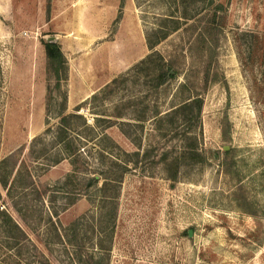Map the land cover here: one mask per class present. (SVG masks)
Returning <instances> with one entry per match:
<instances>
[{
	"label": "rangeland",
	"instance_id": "1",
	"mask_svg": "<svg viewBox=\"0 0 264 264\" xmlns=\"http://www.w3.org/2000/svg\"><path fill=\"white\" fill-rule=\"evenodd\" d=\"M176 23L196 28L166 35ZM148 36L178 71L158 89V58L140 65L152 54ZM48 37L58 38L68 65L60 90L47 70ZM193 95L201 113L186 110L171 123ZM65 98V114L82 105L88 124L104 120L95 131L106 138L102 166L97 141L82 154L90 175L113 179L114 163L129 168L113 222L97 189L76 192L63 211L72 166L50 164L56 149L46 130ZM44 146L46 157L34 161ZM191 150L206 160L194 162ZM5 159L0 264H264V0H0ZM173 159L176 183L165 171Z\"/></svg>",
	"mask_w": 264,
	"mask_h": 264
},
{
	"label": "trees",
	"instance_id": "2",
	"mask_svg": "<svg viewBox=\"0 0 264 264\" xmlns=\"http://www.w3.org/2000/svg\"><path fill=\"white\" fill-rule=\"evenodd\" d=\"M121 1V7H123L126 0H120ZM49 14V9H48ZM215 18V15L213 16ZM119 18L117 19L118 22ZM180 23H176V25L172 28V30L168 31L166 35H168L170 32H177L180 29H183V31H188L190 29H195L196 27L194 24L192 26H187L183 28ZM209 31H213L216 29L214 22L209 23ZM167 36H164L163 39H166ZM148 42V48L152 51V54H150L144 61L140 63L142 65L143 63L152 61L154 58H158L159 63L154 64V72L155 75V88H160L167 84L169 81H174L177 79L178 71L176 70L175 62L172 58H170L168 61L163 60L159 57V55L154 51L155 45L150 42L149 36L147 38ZM45 48V54H46V60H47V70L48 74H52L54 76V79L56 80L55 89L60 90L62 86V81H64L68 75V65L66 58L64 56V53L62 51V47L59 43H43ZM211 45V44H210ZM165 61V62H164ZM117 80H113L112 83H116ZM187 87V86H186ZM183 88V86H182ZM102 93L99 94V96L94 95L93 99L97 100L99 97H101ZM101 100V99H100ZM66 98L64 99V106H62V111L58 114L59 122L57 126L55 127L54 131L52 129H47L46 133H51V139H52V147L53 149H56L55 156L53 157V160L50 162L51 165L56 166L60 164L64 160H68L72 166V172L69 173L66 178L64 185L70 187V197L73 198L69 200V202H66L63 207V211L66 210L68 207L73 206L75 204L76 199L78 198L76 192H78L81 197V195H87L89 191L93 189H97V194L100 198V201L98 202V205L100 206L101 211L107 210L109 208V218H111V222L114 221V218L116 216V210H117V202L118 198L120 196V188L122 180L124 179L125 174L129 171V168L127 167V163L124 165H120L118 163H114L112 168L119 167V170L116 171L113 179L104 178L102 180V170L100 174H94L90 175L89 173V165L86 162L85 157L82 156L83 152H85V147L89 143V141H97V144H95L94 147H98L97 153L99 161L101 162L102 166V142L106 140L102 136V134L99 132V134H96V129L102 127V117L96 116L93 121L94 124L90 125L88 124L87 118L80 114V110L82 105L77 106L72 113L65 114V103ZM48 106V105H47ZM49 107V106H48ZM64 110V111H63ZM186 110H190L191 112L197 113V116L201 113L202 110V100L198 95H193L191 98L187 99L186 101L182 102L179 107H177L175 110L172 111V121L175 119L181 120V115ZM118 118V117H117ZM115 123V122H114ZM114 125V124H113ZM78 127H80V131L78 132ZM96 134V135H95ZM93 136V137H91ZM40 138H36L34 142L41 141ZM82 150V151H81ZM46 147L44 146V149L40 154H37L34 161H40L43 160V158L46 157ZM136 156H138L136 154ZM190 157L191 159L196 163H202L206 160L205 157L200 156V154L196 150L190 151ZM164 161L168 160L167 155L164 154ZM10 159H5L0 163V169L4 165H8L10 163ZM136 162V161H134ZM14 166V165H13ZM165 171L167 174V180L171 181L172 183H176L178 181V173H179V163L177 160L170 161V164L165 166ZM79 184H74V180ZM103 181V182H102ZM0 183L3 188H7L8 186V180L3 175H0ZM29 185H33V182L31 181L30 184L26 185L25 187L28 188ZM99 186V188H97ZM24 187V188H25ZM80 187L82 191L78 188ZM79 190V191H78ZM80 192H85V194H81ZM46 194V191L45 193ZM75 195V196H74ZM104 212H102L103 214ZM104 215V214H103ZM8 217V215L4 212H0V218ZM8 222L11 223V220L9 218H6ZM78 222L71 225L70 230L75 229L78 226ZM15 229H19L18 226H14ZM113 228V226H112ZM99 230H102V226H99ZM64 233H66L64 231ZM67 237V235H66ZM25 236L23 235V240L25 241ZM58 238L63 239L60 234L58 235ZM23 240H16L15 243L20 244L23 243ZM77 246H79L77 244Z\"/></svg>",
	"mask_w": 264,
	"mask_h": 264
},
{
	"label": "water",
	"instance_id": "3",
	"mask_svg": "<svg viewBox=\"0 0 264 264\" xmlns=\"http://www.w3.org/2000/svg\"><path fill=\"white\" fill-rule=\"evenodd\" d=\"M47 43H58V38L56 37H48L45 40ZM190 237L192 236V232H189Z\"/></svg>",
	"mask_w": 264,
	"mask_h": 264
}]
</instances>
